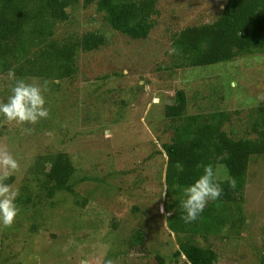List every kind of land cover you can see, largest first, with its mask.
I'll use <instances>...</instances> for the list:
<instances>
[{
	"label": "rangeland",
	"instance_id": "obj_1",
	"mask_svg": "<svg viewBox=\"0 0 264 264\" xmlns=\"http://www.w3.org/2000/svg\"><path fill=\"white\" fill-rule=\"evenodd\" d=\"M223 3L157 0L152 27L142 39L110 29L94 4L83 7L79 1L66 8L67 19L55 25L56 37L93 30L105 40L97 49L77 51L73 76L54 81L56 85L23 78L36 84L47 81L48 119L33 126L0 116V146L20 163L8 182L19 189V213L11 227L0 224V264H95L101 257L113 264H187L181 253L174 254L183 241L211 248L214 264H264V154L250 157L239 207H228L232 219L240 217L234 225L226 222L209 234L173 233L165 225L167 215L160 212L165 164L161 143L170 136L162 105L173 101L175 90H184L189 113L241 109L224 124L233 136L242 133L248 107L264 104V53L201 66L172 64V36L211 22ZM4 75L0 101L11 94L14 83ZM24 127L34 131L26 134ZM51 151L68 154L74 193H57L47 211L41 207L45 201L36 200L47 192L29 168L37 155ZM214 170L217 179L226 175L221 164ZM35 205L42 218L29 231L30 207ZM135 228L146 242V255L117 261Z\"/></svg>",
	"mask_w": 264,
	"mask_h": 264
},
{
	"label": "trees",
	"instance_id": "obj_2",
	"mask_svg": "<svg viewBox=\"0 0 264 264\" xmlns=\"http://www.w3.org/2000/svg\"><path fill=\"white\" fill-rule=\"evenodd\" d=\"M79 1L83 7L94 4L95 11L101 13L102 21L110 29L131 39L146 37L153 24L152 16L157 12V0H0V75L14 68L18 78L38 77L55 85L71 78L77 51L97 49L105 40L102 33L93 30L79 35H54L56 23L68 17L66 8ZM171 40L170 47L177 50L172 54L175 67L201 66L239 55L263 54L264 0H224L214 20L185 27ZM187 104V96L179 88L174 92L173 101L162 105V116L170 132L169 141L161 143L165 155L162 206L171 212L165 225L173 233L209 234L217 232L226 222L234 225L235 220L240 219L239 216L232 219L233 214L227 210L231 204L239 207L237 201L242 200L250 157L264 154V104L248 107L239 136H233L231 128L225 130L224 124H230L232 113L237 117L241 109L189 113ZM207 164L214 168L218 164L224 166L226 175L216 178L224 194L218 200L209 201L196 221L185 223L181 218L184 215L183 190L202 174ZM29 170L47 192L36 197L37 202L41 198L45 201L41 207L47 211L52 210L57 193H74L69 185L74 166L67 153L39 154ZM229 175L237 181L235 189L224 183ZM134 206L132 211L136 212L137 206ZM30 210L33 223L29 231H32L34 226H39L42 214L37 205ZM140 232L137 228L129 231L126 250L117 261L125 258L127 261L129 255L138 253L146 255V242ZM180 253L187 264H214L216 259L211 248L188 241L178 243L174 254Z\"/></svg>",
	"mask_w": 264,
	"mask_h": 264
},
{
	"label": "clouds",
	"instance_id": "obj_3",
	"mask_svg": "<svg viewBox=\"0 0 264 264\" xmlns=\"http://www.w3.org/2000/svg\"><path fill=\"white\" fill-rule=\"evenodd\" d=\"M175 48L169 49V54H176ZM6 77L8 81L14 82L11 94L5 101H0V116L9 122L19 125H36L43 119H48L50 111L45 107L46 99L44 93L48 90V83H29L23 78H18L14 68H9ZM26 134L34 131L33 127H24ZM51 134V133H49ZM50 168V165H49ZM20 169L19 161L12 155L6 146H0V224L5 228L11 227L19 213L16 200L19 189L12 184L6 183ZM224 183L230 189H235L237 181L232 176H226ZM184 199L181 208L184 215L181 217L185 223H191L198 219L209 201L220 199L224 189L216 180V172L212 164L203 166L202 174L184 190ZM160 212L165 213L161 206ZM184 257V256H183ZM95 264H113L111 259L98 258Z\"/></svg>",
	"mask_w": 264,
	"mask_h": 264
}]
</instances>
